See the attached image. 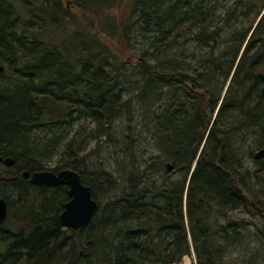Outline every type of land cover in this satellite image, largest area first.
Returning <instances> with one entry per match:
<instances>
[{"label": "trees", "instance_id": "obj_1", "mask_svg": "<svg viewBox=\"0 0 264 264\" xmlns=\"http://www.w3.org/2000/svg\"><path fill=\"white\" fill-rule=\"evenodd\" d=\"M123 1L83 0L75 19L62 0H0V156L43 171L62 147L56 127L77 120L115 152L109 173L85 176V128L65 143L56 169L79 170L96 202L110 197L69 236L64 187L7 178L19 202L10 211L30 231L0 227L11 243L0 264H181L191 252L195 264H264V158L254 157L264 149V0L226 10L220 0H130L120 25L110 11ZM88 20L100 31L83 33ZM102 31L131 51L142 37L136 64L107 49Z\"/></svg>", "mask_w": 264, "mask_h": 264}, {"label": "rangeland", "instance_id": "obj_2", "mask_svg": "<svg viewBox=\"0 0 264 264\" xmlns=\"http://www.w3.org/2000/svg\"><path fill=\"white\" fill-rule=\"evenodd\" d=\"M236 1L237 0H220V3L225 6L224 10H226L228 8H232ZM125 2L127 4L130 2V0H124L123 3L121 4V6L114 7L110 11L112 14H115V16L117 17L116 20H118L119 23L121 22V20L123 18H125L126 14L128 12V7L126 8ZM33 3L35 5L40 4L39 0H33ZM62 3H63L64 8L67 10L68 14L71 17H74L75 19H78L79 17H81V15H82L81 9H82V5L84 3L83 0H78V1L76 0V2H74V0H62ZM246 10L245 9H239L238 13L244 12ZM263 12H264V10H263ZM263 12H262V14H263ZM250 16H251V13H250ZM260 16L261 15H259L258 18H260ZM93 20H94V18H93ZM238 21L243 23L244 19L240 18ZM245 21H246V19H245ZM90 23H91V20H88V24L82 30L83 33H84V31L89 30L93 34L94 31L99 30L98 24L94 23V28H92ZM231 24H232V22H231ZM89 25H90L91 29H89L90 28ZM120 25H121V23H120ZM241 25H243V24H241ZM70 28H71V31H73L75 29V26H72ZM240 28H242V26L238 27V29H240ZM105 29H109V27H106ZM74 31H76V29ZM120 31H121V28H120ZM132 37H133V39L130 41V43L133 46V49H134L133 51L124 47L123 41L120 38V34H118L116 37L112 38V37L106 35L105 32L103 33V31H102V35L99 36L101 42L104 45H106L107 49H109L111 52L117 54L121 59H123V61H131L132 64L135 65L136 64V56L140 53L141 50L145 49L146 44L144 43V39L142 37L137 36V35H133ZM97 58L98 57H96L92 61L93 65H95V63H97V61H98ZM2 71L3 70L0 67V73ZM131 73H133V72H131ZM116 89H119V88L117 87L113 91H115ZM123 95L124 96L121 95V100L126 102L125 94H123ZM64 121L68 122L69 118L67 116H65ZM122 125L124 126L125 123L124 124L122 123ZM79 128H81L82 130H83V128H85V130L83 132H81L80 136L78 137L79 138L78 140H82L84 143L87 144L85 149L82 151V154H81V155L86 156L85 160H84V164L82 166V168H83L82 173H84L85 176H88L89 173H95V172L99 173L101 171L109 173L112 170L110 164L114 158V156L112 154L114 151L112 146L105 147L106 144L105 143L103 144V142L105 141V138H100V139H92L91 137L89 139L87 138V135L89 134V132L93 128V125L89 121L77 120L76 123L71 124V127L66 126V130L70 133V135H74L76 130L78 131ZM59 132H62V131H59ZM123 133L125 134V132H123ZM56 135H58V134H56ZM36 139H39V138H36ZM68 139L69 138H67V139L63 138L61 140L62 141V145H61L62 147H60V144H59V149H57V151L55 153H53V158H52L53 162L51 161V163H50L51 167H53L55 162H56L55 165L57 164V162H59V159L61 157L60 154L64 150L65 143H67ZM3 169H4V167L0 165V172L2 174L4 173ZM77 172H79V170H77ZM1 173H0V176H1ZM103 196H104V202L103 201L101 202L102 205L110 199V197H108L107 195H103ZM67 200H68V198H67ZM66 201H64L62 204L66 203ZM59 212H61V211H59ZM11 219H12V221H14L16 226H18V228H22V231H24L25 233L30 231L29 224L27 222L26 223L21 222L20 217H18L17 215L13 214L11 216ZM61 231H63V233H65L66 236H69L71 234L67 230H61ZM0 239H2V238L0 237ZM84 239H85V236L78 238V240L76 239L77 242L79 241L78 245L80 246V248H83L82 246H83ZM2 241H3V245L0 246V254H4V251L7 249V246H8L6 244H11L10 241L9 242L7 241L8 243L4 242V239H2ZM4 243H6V244H4ZM181 264H195V258H194L193 253L191 252V254L189 256L184 257Z\"/></svg>", "mask_w": 264, "mask_h": 264}, {"label": "water", "instance_id": "obj_3", "mask_svg": "<svg viewBox=\"0 0 264 264\" xmlns=\"http://www.w3.org/2000/svg\"><path fill=\"white\" fill-rule=\"evenodd\" d=\"M255 159L264 158V149H260L254 155ZM0 163L4 165H13V160L10 158L3 159L0 157ZM195 165V164H194ZM194 166L192 167L193 170ZM26 175L29 174L27 171ZM32 184L45 187H56L65 185L68 188V201L63 204L62 211L59 215V222L62 227L68 229L82 231L93 220L97 212V203L92 199L91 189L85 186L80 179V176L70 170H62L57 174L42 171L31 174ZM8 206L4 200L0 198V226L5 222L7 217Z\"/></svg>", "mask_w": 264, "mask_h": 264}, {"label": "bare ground", "instance_id": "obj_4", "mask_svg": "<svg viewBox=\"0 0 264 264\" xmlns=\"http://www.w3.org/2000/svg\"><path fill=\"white\" fill-rule=\"evenodd\" d=\"M37 27H38V29L40 28V25L39 24H37ZM41 28H43V27H41ZM33 32H35V31H33ZM37 47H39L38 45H37ZM24 61L25 62H27V63H29V62H32V63H34L35 61H36V58L35 57H32V56H30V57H27V58H24ZM11 86H13L11 83H9V84H7V87H8V89L11 87ZM64 101H66V102H68V103H74V98L72 99V97H71V95H70V93H67V97H65L64 99H63ZM56 114L58 113V112H55ZM78 114L77 113H73L72 114V116H70L69 117V120H72V119H74L76 116H77ZM74 123H76V122H73L72 124H74ZM36 127H39V125L36 123ZM31 128H34V126H31ZM43 129H41V128H36V129H34L35 131H38V130H41V131H48V129L50 128L51 129V127H49L48 125L47 126H45V127H42ZM57 129H58V131L60 130V131H62L61 133H62V135H63V137L65 138V139H67V138H69L68 140H67V142H69V141H71L72 140V138H73V135H70V133L66 130V126L65 125H63L62 126V128L61 127H56ZM135 144H138V141H137V139H136V142H135ZM135 146V145H134ZM137 147V146H136ZM113 156H115V152L113 151ZM0 157H2L3 159H9L10 158V160L12 159L13 160V165H10V166H8V165H4L3 163L1 164V166H3L4 167V173L2 174L1 172V176H0V198L2 199V200H4L5 202H6V204H7V206L10 208V206H18V204H19V202L17 201V199H16V195H15V193L14 192H12V191H10V189L9 188H7V190H5V185H3L2 183L7 179V178H9V177H11V179H13L12 181H14V180H16L17 179V177H19L20 179H24L26 182H25V184H27V185H31V186H37V185H35V184H32V182H31V179H32V173H34V172H42V171H34V172H32V173H30L29 171H27V170H17V169H15L16 167L14 166V164H15V160L13 159V158H11V157H8V156H6V157H3V156H0ZM137 157H139V155H137ZM53 158V157H52ZM52 158H50V159H48V158H43V161H45V169L43 170V171H48V172H52V173H55V174H57L58 172H60V171H62V170H70V171H74V172H76L79 176H80V179H81V175H80V173L79 172H77V170H74V169H72V168H63V169H56V167H57V164L55 165V163H54V165H53V167H51L50 166V163H51V161H52ZM53 162V161H52ZM28 172L29 174H27L26 175V173L25 172ZM191 172H192V170H191ZM90 174V173H89ZM81 182L83 183V181H82V179H81ZM84 184V183H83ZM85 185V184H84ZM30 186V187H31ZM85 186H87V185H85ZM61 187H64L65 189H66V194H67V191H68V189H67V187L65 186V185H58V186H56L55 188H61ZM89 187V186H88ZM46 188H48V189H50V188H53V187H46ZM5 190V192H4V194H2L3 193V191ZM62 191L64 192V190L62 189ZM68 198V197H67ZM68 201V200H67ZM66 201V202H67ZM97 203V207H98V209H97V212H96V214L98 213V211L100 210V207H101V203L100 202H96ZM63 206V205H62ZM62 211V210H61ZM61 213V212H60ZM96 214L94 215V216H96ZM17 216L18 217H20V215L19 214H17ZM57 216V215H56ZM58 219H59V215H58ZM93 220H94V218H93ZM93 220H92V222H93ZM92 222L87 226V227H89L91 224H92ZM86 227V228H87ZM59 228H60V230H68V228H66V227H62L61 225H60V222H59ZM85 228V229H86ZM75 231H77V230H75Z\"/></svg>", "mask_w": 264, "mask_h": 264}, {"label": "flooded vegetation", "instance_id": "obj_5", "mask_svg": "<svg viewBox=\"0 0 264 264\" xmlns=\"http://www.w3.org/2000/svg\"><path fill=\"white\" fill-rule=\"evenodd\" d=\"M68 189V188H67Z\"/></svg>", "mask_w": 264, "mask_h": 264}]
</instances>
